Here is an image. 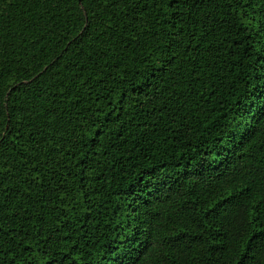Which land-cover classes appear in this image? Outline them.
I'll list each match as a JSON object with an SVG mask.
<instances>
[{
    "label": "trees",
    "instance_id": "16d2710c",
    "mask_svg": "<svg viewBox=\"0 0 264 264\" xmlns=\"http://www.w3.org/2000/svg\"><path fill=\"white\" fill-rule=\"evenodd\" d=\"M242 260L264 0H0V264Z\"/></svg>",
    "mask_w": 264,
    "mask_h": 264
},
{
    "label": "snow or ice",
    "instance_id": "6c2138e0",
    "mask_svg": "<svg viewBox=\"0 0 264 264\" xmlns=\"http://www.w3.org/2000/svg\"><path fill=\"white\" fill-rule=\"evenodd\" d=\"M255 242H253V244H254ZM251 250V249H250ZM241 264H244V261L242 260V262H241Z\"/></svg>",
    "mask_w": 264,
    "mask_h": 264
}]
</instances>
